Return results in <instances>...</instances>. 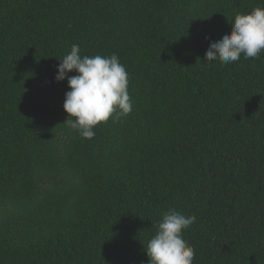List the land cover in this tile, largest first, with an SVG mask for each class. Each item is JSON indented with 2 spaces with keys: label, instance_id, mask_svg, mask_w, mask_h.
Instances as JSON below:
<instances>
[{
  "label": "trees",
  "instance_id": "16d2710c",
  "mask_svg": "<svg viewBox=\"0 0 264 264\" xmlns=\"http://www.w3.org/2000/svg\"><path fill=\"white\" fill-rule=\"evenodd\" d=\"M264 0H0V264H148L162 213L193 264H264V52L204 61ZM115 53L133 110L83 139L58 58ZM75 75V73H69Z\"/></svg>",
  "mask_w": 264,
  "mask_h": 264
},
{
  "label": "clouds",
  "instance_id": "9594fccd",
  "mask_svg": "<svg viewBox=\"0 0 264 264\" xmlns=\"http://www.w3.org/2000/svg\"><path fill=\"white\" fill-rule=\"evenodd\" d=\"M264 52V7H255L247 14H236L230 32L211 42L204 61L221 64L245 59H258ZM56 82L67 80L63 123L83 139H92L94 128L109 119L126 117L133 110L128 92L129 77L119 57L81 56L73 44L69 53L58 58ZM75 75H69V73ZM196 222L194 215L169 209L157 221L155 235L148 241L145 253L148 264H193L195 249L183 237L185 229Z\"/></svg>",
  "mask_w": 264,
  "mask_h": 264
}]
</instances>
